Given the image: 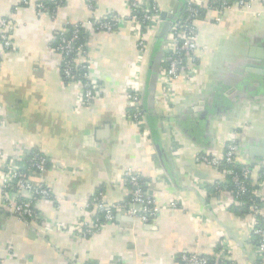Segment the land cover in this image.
<instances>
[{
	"label": "crops",
	"instance_id": "0c3cea01",
	"mask_svg": "<svg viewBox=\"0 0 264 264\" xmlns=\"http://www.w3.org/2000/svg\"><path fill=\"white\" fill-rule=\"evenodd\" d=\"M36 1L21 6L18 0H0V18L14 23L13 49L0 44V108L6 120L0 156L13 158L27 149L51 159V169L30 179L46 184L61 200L40 203L43 220L89 223L96 212L88 205L98 194L109 205L128 201L121 181L129 169L147 184L159 211L148 224L123 217L97 234L72 237L44 230L41 221H20L4 208L0 192L5 263L178 264L180 255H211L227 239L236 264H262L250 217L234 211L231 194L222 188L227 175L198 165L196 158L223 157L232 139L237 162L251 170L254 184L264 176V5L256 0L248 11L204 8L195 64L189 62L195 84L178 81L173 106L165 102L162 62L154 50L162 25L141 59L128 26L93 34L88 39L92 75L106 90L90 108L77 110V87L61 76L56 33L93 16L129 17L128 1L67 0L55 18L38 15ZM183 1L158 0L167 12ZM136 62L146 133L127 120ZM173 201L175 210L169 208Z\"/></svg>",
	"mask_w": 264,
	"mask_h": 264
},
{
	"label": "built area",
	"instance_id": "2783aa9c",
	"mask_svg": "<svg viewBox=\"0 0 264 264\" xmlns=\"http://www.w3.org/2000/svg\"><path fill=\"white\" fill-rule=\"evenodd\" d=\"M130 8L129 17H123L116 13H110L104 18L93 16L88 23H76L67 25L64 30L56 33L61 35L54 50L60 56L61 76L64 82L76 85V106L90 108L100 100L106 88L100 82L93 79L92 69L95 62L90 56L88 39L96 33H112L128 26L137 40L138 57L141 59L148 50V40L155 29L163 24V9L158 0H127ZM256 0H185L184 9L175 21H171L169 36L164 42L161 79L162 92L168 106L175 103V86L178 81L185 79L189 85L195 84L193 64L198 52L199 31L197 23L203 13L201 9L209 8L215 12L239 9L248 11ZM33 0H18L21 6L29 5ZM67 0H37L38 15H46L55 18L58 11L66 4ZM264 5V0H258ZM54 5V10L48 7ZM92 8V5H91ZM72 26L71 28H68ZM14 23L11 20L0 18V44L6 51L13 49L11 39ZM81 36L85 42H81ZM0 54V66L2 64ZM193 63L192 66L189 65ZM187 75H186V74ZM131 84L127 93V105L132 111L127 120L137 129L146 133L147 128L143 121L142 98L139 90L140 68L139 62L131 67ZM6 120L0 108V128L5 127ZM234 140L228 144L223 157L215 153H206L196 158L198 165L210 167L222 171L230 176L234 183L235 192L231 194V204L240 206L241 196L247 192L246 181L252 177L248 167H241L237 162V147ZM52 161L47 155L24 149L13 158L0 156V192L2 202L6 210L12 212L24 222H38L48 232L69 234L72 237H89L105 229L111 223L121 219H139L148 224L157 215L159 208L139 175L129 169L121 181L122 188L128 192L130 199L117 205H109L105 202L103 194H98L89 203L88 207L95 210L96 215L89 223L78 220L69 226H63L54 222L43 220L39 213L41 202L52 204L61 200L44 183L34 185L31 178L44 175L51 169ZM240 167V172L236 169ZM256 189L251 194V205L248 214L250 217L249 228L258 241L255 243V251L261 263L264 264V178L260 177L255 182ZM178 207L176 201L169 204V208L175 210ZM44 221V222H43ZM72 259L70 264H75ZM0 264H6L5 258L0 255ZM98 264V263H86ZM115 264H123L116 262ZM178 264H236L232 255V245L227 239L220 242V248L211 255L196 253H184L179 256Z\"/></svg>",
	"mask_w": 264,
	"mask_h": 264
},
{
	"label": "trees",
	"instance_id": "16d2710c",
	"mask_svg": "<svg viewBox=\"0 0 264 264\" xmlns=\"http://www.w3.org/2000/svg\"><path fill=\"white\" fill-rule=\"evenodd\" d=\"M48 7L51 9V10H54V5H51V4H48ZM206 12V9H201L200 10V13H203V15L205 14ZM72 26H69L68 28H71ZM59 34V33H58ZM61 36V35H57L56 34V40L53 44V46L55 47L57 42H58V37ZM86 38L81 36V42H85ZM143 108V107H142ZM143 111H144V108H143ZM144 117V116H143ZM237 172H240V167L236 169ZM264 173V171L262 172ZM264 175V174H263ZM228 178V181L227 183L222 187V188H226L228 192H235L236 190V187L234 185V183L232 182V179L230 176H227ZM262 178H264V176H262ZM246 187H247V192L241 196V199L239 200V202H241L240 206L238 207H234V211L241 215V216H245L248 214V211H249V207L251 205V194L252 192L256 189V187L254 186V182H253V179L250 178L249 180L246 181ZM214 189V188H213ZM210 190V188H209ZM258 241V239L256 238V242Z\"/></svg>",
	"mask_w": 264,
	"mask_h": 264
},
{
	"label": "water",
	"instance_id": "95a60500",
	"mask_svg": "<svg viewBox=\"0 0 264 264\" xmlns=\"http://www.w3.org/2000/svg\"><path fill=\"white\" fill-rule=\"evenodd\" d=\"M183 6H184V1L178 4L175 10H173L172 12L163 11L162 13L163 24L161 26L160 32L157 33V35L155 36L156 45L154 46L155 47L154 50L159 56L160 62H162L163 45L167 34H169L171 28V21H175L179 17V15L182 12Z\"/></svg>",
	"mask_w": 264,
	"mask_h": 264
}]
</instances>
